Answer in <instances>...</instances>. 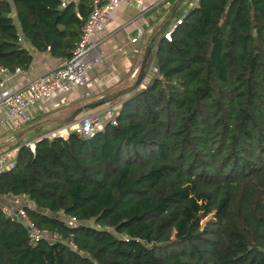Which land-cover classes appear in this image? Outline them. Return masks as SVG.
<instances>
[{
	"label": "trees",
	"instance_id": "obj_1",
	"mask_svg": "<svg viewBox=\"0 0 264 264\" xmlns=\"http://www.w3.org/2000/svg\"><path fill=\"white\" fill-rule=\"evenodd\" d=\"M184 1L93 138L15 147L0 171V264H264V0L178 14ZM91 4L0 0V65L28 69L32 49L70 59ZM16 198L38 240L3 211Z\"/></svg>",
	"mask_w": 264,
	"mask_h": 264
},
{
	"label": "crops",
	"instance_id": "obj_2",
	"mask_svg": "<svg viewBox=\"0 0 264 264\" xmlns=\"http://www.w3.org/2000/svg\"><path fill=\"white\" fill-rule=\"evenodd\" d=\"M176 1L177 0H123L108 19L105 30L106 38L102 44L103 62L91 70L90 86L87 88L76 87L69 94H56L50 100L38 102L37 105L30 110L33 121L41 119L40 121L43 123L49 120H63L53 119L54 110L62 107L76 109L85 104L94 103L105 97L113 96L120 90L135 84L147 46L150 44L152 37L158 33L157 31L159 30L160 32L163 28L162 24L172 13ZM71 2L78 5L80 0H72ZM140 31L143 32V36L138 42H133V39L138 36ZM31 51L33 54V62L24 72L15 74L10 79L8 84L9 87L16 89L24 87L38 77L58 68L64 61L54 57L48 51L38 52L34 49ZM118 107V102H111L95 110L88 111H91L90 113H100L103 116L105 125L107 122L105 117L106 112L111 111L114 115ZM73 112L70 111L66 118L71 116ZM1 116L2 114H0V119ZM71 126L72 124L62 126L45 134V136L48 137L54 132H62L66 137L70 133ZM23 127L17 128L16 130H20ZM11 128L10 122H7L5 125H0V137L6 138L0 145V151H6V149L10 148L17 152L15 147L27 131L26 130L21 137L17 134L7 136ZM28 135H30V133ZM31 142L34 143L35 141ZM8 145L10 147H6Z\"/></svg>",
	"mask_w": 264,
	"mask_h": 264
},
{
	"label": "built area",
	"instance_id": "obj_3",
	"mask_svg": "<svg viewBox=\"0 0 264 264\" xmlns=\"http://www.w3.org/2000/svg\"><path fill=\"white\" fill-rule=\"evenodd\" d=\"M63 7L67 6L72 0H60ZM123 0H92L91 14L83 28L81 39L72 51V57L64 60L60 66L40 77L31 81L21 88H11L8 86L10 79L18 73L24 72L17 68L10 72L7 68L0 65V125L10 122L12 128H21L33 120L31 108L38 102L50 100L56 94H69L76 87H89L91 84L90 72L93 68L103 62L102 44L106 38L105 30L111 14L119 7ZM177 23H181L178 20ZM176 25L171 28L165 37L171 40V34ZM143 36L140 31L133 42H138ZM154 72L157 68L152 67ZM107 121L114 119L111 111L106 112ZM104 121L100 113H88L76 120L71 126V131L77 132L86 138H93L96 133L102 130ZM65 137L62 132H54L49 138ZM27 146L32 151L35 150L34 143H28ZM16 150L9 152H0V171L12 168L16 157ZM14 203L16 208L3 206V211L13 220H19L29 229V236L32 241L38 240L42 232L35 229L34 223L29 218L26 206H32L23 199L16 198ZM69 225L73 226L76 219L69 220Z\"/></svg>",
	"mask_w": 264,
	"mask_h": 264
},
{
	"label": "water",
	"instance_id": "obj_4",
	"mask_svg": "<svg viewBox=\"0 0 264 264\" xmlns=\"http://www.w3.org/2000/svg\"><path fill=\"white\" fill-rule=\"evenodd\" d=\"M183 0H177L174 7H173V10H172V13L170 14V16L167 18V20L162 24V27H164L168 22H170V20L172 19L173 15L175 14L176 10L178 9V7L180 6V4L182 3ZM159 33V30L157 31ZM157 33V34H158ZM155 34L152 39H151V42L150 44L147 46V49H146V52H145V55H144V58H143V61H142V64H141V68H140V71H139V74H138V78H137V81L135 82V84H133L132 86L126 88V89H123V90H120L118 93H116L115 95L113 96H110V97H105L97 102H94V103H90V104H85L83 106H80L79 108H77L75 110V112H73V114L71 116H69L68 118L66 119H63V120H49V121H46V122H43V123H40L30 129H28L24 136H22V138L18 141V144H20L22 142V140H24L26 138V136L35 131V130H38V129H41V128H44V127H47V126H51V125H63V124H66V123H70V122H74L76 121L83 113L87 112L88 110H95L97 108H100L104 105H107L109 103H111L112 101H114L115 99L119 98L120 96L128 93V92H131L132 90H134L136 87H138L140 84H141V81L147 71V65L151 59V55H152V52H153V48H154V43L156 41V35ZM17 144V145H18ZM6 147H10L9 145L6 146Z\"/></svg>",
	"mask_w": 264,
	"mask_h": 264
},
{
	"label": "rangeland",
	"instance_id": "obj_5",
	"mask_svg": "<svg viewBox=\"0 0 264 264\" xmlns=\"http://www.w3.org/2000/svg\"><path fill=\"white\" fill-rule=\"evenodd\" d=\"M190 1H192V0H185L183 2V4L181 5V7L179 8V13L178 14L184 13V11L188 8V4H189ZM72 109L73 108H64V107H62L60 109L54 110V112H53L54 118L53 119H65L67 117V115L69 114L70 111H72V112L74 111L75 112L76 109L75 108H74L75 110L74 109L72 110ZM90 112L91 111H87V112L83 113L81 115V117L84 116L87 113H90ZM101 118L103 119V116L102 115H101ZM40 120L41 119L36 120V121H33L29 125L23 127L20 130H16V129H12L11 128V130L9 131V133H8L7 136H10L12 134L19 135V132L21 133L22 130L28 128L29 126L34 125V124L35 125L36 124H39L40 123ZM57 128H60V127H58V125H51V126H47V127L41 128V129H39L37 131H33V132L30 133V135L28 137L25 138V141H35L37 139V137L43 136L45 134H48V133L52 132L53 130H55ZM5 139H6L5 137H2V138L0 137V145L2 144V142ZM10 150H11L10 148L6 149V152H9Z\"/></svg>",
	"mask_w": 264,
	"mask_h": 264
}]
</instances>
